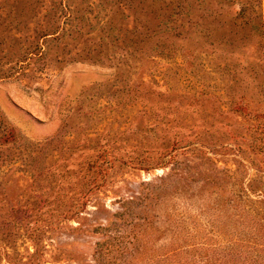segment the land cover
<instances>
[{
    "label": "rangeland",
    "instance_id": "rangeland-1",
    "mask_svg": "<svg viewBox=\"0 0 264 264\" xmlns=\"http://www.w3.org/2000/svg\"><path fill=\"white\" fill-rule=\"evenodd\" d=\"M0 264H264V0H0Z\"/></svg>",
    "mask_w": 264,
    "mask_h": 264
}]
</instances>
